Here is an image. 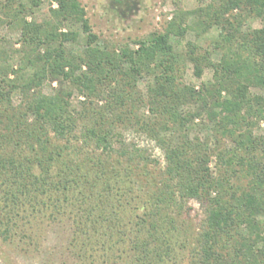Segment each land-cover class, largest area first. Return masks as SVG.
I'll return each mask as SVG.
<instances>
[{
    "label": "trees",
    "instance_id": "obj_1",
    "mask_svg": "<svg viewBox=\"0 0 264 264\" xmlns=\"http://www.w3.org/2000/svg\"><path fill=\"white\" fill-rule=\"evenodd\" d=\"M53 1L29 20L42 0H0V27L20 31L23 54L15 67L0 37V237L29 249L45 218L65 217L83 264H264V92L252 91L264 90V0H198L135 47L99 40L80 0ZM251 16L263 25L245 28ZM70 24L87 32L81 51L67 45L80 35ZM214 26L212 50L189 42L184 57L171 40ZM187 60L212 79L184 82ZM48 81L59 86L45 92ZM200 118L205 138L191 133ZM133 128L164 151L160 175L123 138ZM192 199L198 227L183 214Z\"/></svg>",
    "mask_w": 264,
    "mask_h": 264
},
{
    "label": "rangeland",
    "instance_id": "obj_2",
    "mask_svg": "<svg viewBox=\"0 0 264 264\" xmlns=\"http://www.w3.org/2000/svg\"><path fill=\"white\" fill-rule=\"evenodd\" d=\"M28 2V0H23ZM87 11L92 33L98 35L99 40L122 46L130 43L135 47L134 40L142 38L154 31L163 32L173 14L178 9L192 10L201 5L198 0H80ZM209 1V0H208ZM56 6L53 0H42L41 5L33 13L28 14V19L44 20L49 16V8ZM263 25L260 18L251 16L245 24V28H257ZM72 28L79 32L76 42L68 43V47L73 51H81L85 45L87 32L81 24H70L65 29ZM219 35V28L214 26L208 32L197 34L194 30H189L184 38L172 36L171 40L182 54L187 56L188 43H196L201 46L202 51L212 50ZM0 37L5 38L3 49L7 52L8 61L15 67L19 65L22 57L19 43L20 31L15 27L4 24L0 27ZM214 59H219V54H213ZM213 70L205 68L201 77L195 74L194 65L188 60L183 68V81L197 88L205 81L212 79ZM147 78L140 82V89L146 93ZM59 86L58 81H48L44 86L45 92H53ZM254 93H263L264 90L252 88ZM80 99H83L77 91L73 94L74 106H79ZM20 101L19 94L15 96V102ZM146 114V109H142L140 114ZM212 123L205 118L197 119L192 125V136L205 138L212 134ZM258 134H264V121L256 129ZM123 138L132 144L137 145L153 161L149 165V170L153 177L161 174L165 169L166 159L162 148L156 140L146 132L130 129L124 132ZM154 160H157L155 162ZM215 157H212L211 168H215ZM152 177V179H153ZM184 217L191 225L198 227L204 219V208L197 200H189L184 209ZM183 220V219H182ZM42 235L38 239L37 245L27 246L29 249L9 243L0 237V264H83L80 259L70 253L68 248L71 239V221L65 218L61 221L45 218ZM93 264H100V260Z\"/></svg>",
    "mask_w": 264,
    "mask_h": 264
},
{
    "label": "built area",
    "instance_id": "obj_3",
    "mask_svg": "<svg viewBox=\"0 0 264 264\" xmlns=\"http://www.w3.org/2000/svg\"><path fill=\"white\" fill-rule=\"evenodd\" d=\"M56 6H57V3H56Z\"/></svg>",
    "mask_w": 264,
    "mask_h": 264
}]
</instances>
